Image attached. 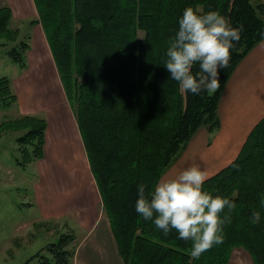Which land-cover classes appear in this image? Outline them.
Here are the masks:
<instances>
[{
	"label": "trees",
	"instance_id": "trees-1",
	"mask_svg": "<svg viewBox=\"0 0 264 264\" xmlns=\"http://www.w3.org/2000/svg\"><path fill=\"white\" fill-rule=\"evenodd\" d=\"M62 83L74 109L92 174L105 212L126 264H229L237 247L264 264V118L254 127L237 159L205 180L203 189L236 204L223 242L198 259L191 257V240L174 229L165 235L152 220L135 211L138 186L149 196L154 185L177 159L194 134L219 126L222 92L241 60L264 38V3L252 0H34ZM187 7L200 14L218 11L232 27L243 26L231 50L230 65L220 70V87L211 96L183 92L164 67L169 40ZM12 9L0 7L1 45L17 43L8 55L27 66L26 40L11 27ZM93 21L101 24L96 27ZM144 33L141 37L140 33ZM199 71V64L192 72ZM17 96L8 77L0 78V104L10 106ZM47 121L25 115L0 124L25 133L17 138L27 167L44 158ZM150 198V197H149ZM259 211L260 222L252 223ZM227 209L221 213L223 217ZM69 234L50 243L35 257L40 264H69L73 241ZM29 261V260H28Z\"/></svg>",
	"mask_w": 264,
	"mask_h": 264
},
{
	"label": "crops",
	"instance_id": "crops-1",
	"mask_svg": "<svg viewBox=\"0 0 264 264\" xmlns=\"http://www.w3.org/2000/svg\"><path fill=\"white\" fill-rule=\"evenodd\" d=\"M252 2L257 5L264 0ZM5 5L13 12L12 28L20 29L23 22L31 19L32 44L27 52L28 65L21 78L11 81L17 96L14 102L17 104V116L45 118L47 128L44 158L30 163L37 162L38 177L32 198L26 202L28 207L38 210L39 217L16 226L9 234L0 233V264L16 262L19 246L34 239L25 235L36 233V220L45 223L56 219L74 223L71 228L74 240L70 246L73 250L70 264H126L104 210L78 121L46 32L41 23H31L39 19L36 4L34 0H0V7ZM218 118V128L210 132L207 126H202L161 179L172 178L192 164L199 165L210 178L237 159L250 133L264 118V39L232 73L222 92ZM46 252L43 250L42 254ZM37 253L23 264L39 259L35 257ZM229 264L255 263L248 251L237 247Z\"/></svg>",
	"mask_w": 264,
	"mask_h": 264
},
{
	"label": "clouds",
	"instance_id": "clouds-1",
	"mask_svg": "<svg viewBox=\"0 0 264 264\" xmlns=\"http://www.w3.org/2000/svg\"><path fill=\"white\" fill-rule=\"evenodd\" d=\"M93 24L101 26L97 21ZM242 31V25L232 27L218 11L200 14L198 9L187 7L178 20V31L169 40L164 67L181 91L199 94L204 90L211 96L220 87V70L229 67L231 50L240 41ZM197 63L199 71L193 74ZM207 178L199 165L192 164L172 178L159 180L149 196L145 195L146 186L139 185L135 202V211L145 220L155 215L154 224L165 235L174 229L180 239L191 240L190 255L194 259L223 242L224 225L231 223L236 209L228 198L203 189ZM225 209L227 213L221 217ZM260 218L259 211L252 213L253 224Z\"/></svg>",
	"mask_w": 264,
	"mask_h": 264
},
{
	"label": "rangeland",
	"instance_id": "rangeland-1",
	"mask_svg": "<svg viewBox=\"0 0 264 264\" xmlns=\"http://www.w3.org/2000/svg\"><path fill=\"white\" fill-rule=\"evenodd\" d=\"M30 20L22 23V27L19 29L20 37L18 42L26 40L29 44H32ZM140 35L143 37L144 33L141 32ZM3 42L6 41L0 39V78L8 77L14 82L22 77L26 69L13 62L8 55V50L17 43L10 42L7 43V46H4L1 45ZM13 103L10 106L0 104V124L4 121L19 118L17 116V104ZM24 133V130H6L0 134V233L9 234L11 230L17 228L16 226L20 227L23 223L39 217L38 210L30 208L28 207V203L26 204L32 198L33 186L38 177L37 162L29 164L25 168L17 163V158L21 156L17 138ZM73 226L74 223L71 220L60 221L56 219L45 221V223H38L36 220V233L33 236H31L32 234L25 235L26 238L34 237V239L29 243L24 242V245L19 246L14 264H23L27 258L37 253L42 247L58 241L65 234H69L74 238L71 229ZM71 243L68 247L70 249H72ZM45 255L48 258L52 257L49 252H46ZM30 264H40V259L34 258Z\"/></svg>",
	"mask_w": 264,
	"mask_h": 264
}]
</instances>
